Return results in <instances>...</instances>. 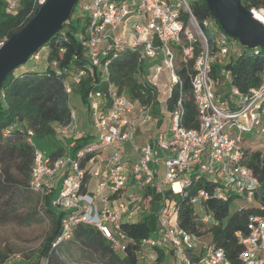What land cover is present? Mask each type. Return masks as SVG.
Here are the masks:
<instances>
[{
    "label": "built area",
    "instance_id": "2783aa9c",
    "mask_svg": "<svg viewBox=\"0 0 264 264\" xmlns=\"http://www.w3.org/2000/svg\"><path fill=\"white\" fill-rule=\"evenodd\" d=\"M19 1L8 0L10 9H15ZM39 1L42 4L45 0ZM80 1V9L89 18L86 34L80 37L85 47V64L73 75L64 76L68 95L74 92V86L83 77L96 79L100 73L102 81H108L111 61L127 51L138 52L139 62L148 59L163 62L174 72L176 83L179 77L175 74L173 44H177L182 48L185 62L195 59L191 82L201 126L188 129L182 125L183 108L179 101L171 114L169 127L158 132L155 142L134 146L139 159L131 162L124 158L122 145L132 142L137 131L154 119L153 102H142L138 97L120 92L109 82V103L106 104L100 91L92 92L89 97L96 138L73 156L76 138L86 135L87 131L79 126L76 110L72 107L70 122L57 126V135L64 141L63 155L53 158L34 145L29 182L42 197L54 193L61 182L59 195L53 197L52 204L65 210L66 215L62 219L63 233L55 245L70 238L76 225L85 223L99 228L116 251L124 252L127 235L121 224L133 221L144 210L147 202L144 194L148 186L163 196L166 190L172 195L183 196L192 183L191 174H196V178L208 174L218 179L221 185L216 193L220 198L239 194L252 201L259 182L252 168L243 163L241 134L251 133L264 143V81L260 87L251 88L249 93L233 87L230 95L225 97L218 91V81L213 77V64L218 59L226 60L242 54L244 46L239 40L223 29H213L212 48L204 27L215 24L205 20L204 27L201 26L191 10L190 0ZM249 10L264 23V5ZM182 12L190 14L187 24L181 18ZM131 17L137 20L128 31L125 24ZM191 26H195L198 36L194 35ZM197 40L201 41L202 50L195 56ZM4 42H0V47ZM46 56L47 49L42 46L29 60L37 63ZM161 65H157L158 70ZM51 66L56 74L63 73L58 61H53ZM222 74L226 84L231 71L223 69ZM236 131L239 132L237 136L233 134ZM159 151L163 156L158 154ZM84 159L86 162L82 166ZM160 163L164 164L161 177ZM91 180H95V193L89 191ZM202 196L207 198L201 191L191 199L192 203L199 204ZM112 199L117 200L115 207L110 204ZM178 209L172 196L163 197L157 212L158 228L153 236L144 240V245L172 248L176 264H233L224 250L216 247L210 239L182 228ZM209 219L210 215H204V220ZM248 229L246 235L240 231L237 233L245 245L240 256L241 264H264V215H252ZM142 258L143 253L138 264H142ZM3 264H9V261Z\"/></svg>",
    "mask_w": 264,
    "mask_h": 264
},
{
    "label": "trees",
    "instance_id": "16d2710c",
    "mask_svg": "<svg viewBox=\"0 0 264 264\" xmlns=\"http://www.w3.org/2000/svg\"><path fill=\"white\" fill-rule=\"evenodd\" d=\"M241 1L248 9L264 5V0ZM40 5L39 0H20L15 9H10L8 0H0V42L6 41L21 30L35 15ZM190 5L201 26L204 27V21L209 20L221 28L206 0H190ZM77 6L69 23L43 45L47 49L46 59H43L45 66L38 70L22 65L7 75L0 88V219L8 218L9 214L17 209L15 198L17 195H13L14 191H19L21 194L36 192L29 183L35 145L31 141L32 137L56 139L57 126L70 122L73 108L63 80L64 76L73 75L78 67L85 64V47L80 37L86 34L89 24L88 15ZM189 17L188 12H182L181 18L186 24L189 22ZM204 31L209 44L214 48L211 30L204 27ZM173 50L177 53L174 52L175 57L178 58L175 74L179 80L172 85L165 103L169 112V123L171 114L181 101L182 125L188 129H198L201 126V118L191 82L195 59L185 62L182 59L180 45L173 44ZM201 50L202 43L197 40L195 56ZM53 61L59 62L63 70L61 75L56 74L52 68ZM145 63V61L139 62L138 52L127 51L111 61L108 81H102L100 73H97L96 79L83 77L81 82L74 86V92L80 95L83 104L88 107L90 117V94L100 91L106 104L109 103V82H112L120 92L138 97L142 102H153V116L157 119V124L162 125L166 114L158 99L157 87L143 74ZM21 68L20 72H16ZM223 69L231 71L230 80L226 84H224ZM213 77L217 79L218 86H226L221 93L225 97L230 95L233 87L242 93H249L251 88L260 87L264 81V48L254 50L244 47L242 54L238 56L226 60L218 59L213 64ZM29 131H32V134ZM95 138L96 134L91 131L76 138L72 155L76 156L80 148ZM60 140V138L55 140V149L49 154L53 158L63 155L65 151V146L59 143ZM67 141L70 142V139L67 138ZM242 147L243 163L252 168L259 182L252 201L239 194H230L225 199L220 198L216 190L221 182L208 174H202L198 178L195 177L196 174H191L192 183L185 189L186 195H172L170 190L164 192L165 197L172 196L176 200L180 226L188 232L210 239L216 247L224 250L226 257L233 264H241L240 256L245 248L237 233L240 231L244 235L248 234L249 218L252 215H264V143L260 140V144L255 148ZM85 162L86 159L81 165L84 166ZM12 169L23 178L15 176ZM88 179L89 173L86 181ZM60 187L61 182L58 184V189ZM201 191L206 193L207 198L202 196L199 204L192 203L191 199L198 196ZM36 193L42 197L40 193ZM54 193L44 197L46 204L44 211L51 218L50 230L36 257L29 264H70L66 259V255L71 254L69 244H76L83 252L95 257L97 264H138L140 256L146 249L144 240L154 235V230L148 223L152 213L144 215L138 221L122 222V230L127 235L124 252L116 251L99 228L85 223L76 225L70 238L55 245L58 237L63 233L62 219L66 211L52 204ZM164 196L148 186L145 197L150 198L145 204L146 209L150 208L153 199L160 203ZM238 200H243V203L233 208L234 202ZM206 214L210 215L208 221L204 220ZM150 249L156 253L155 264H176L172 248L156 245ZM7 260V254H0V264Z\"/></svg>",
    "mask_w": 264,
    "mask_h": 264
},
{
    "label": "rangeland",
    "instance_id": "374dc122",
    "mask_svg": "<svg viewBox=\"0 0 264 264\" xmlns=\"http://www.w3.org/2000/svg\"><path fill=\"white\" fill-rule=\"evenodd\" d=\"M191 29L194 32V35L198 36L195 26H191ZM213 29H215V31H218V29L221 28L216 25L213 27H209V30L212 31ZM119 31L120 27L117 32L120 33ZM174 52L176 53V51ZM177 59L178 58L175 57V66H177L178 63ZM156 61L157 60L155 59H148V61H146L145 63L143 74L152 79L157 84L158 99L163 105L164 114H166L165 124L163 125L164 130L168 128L169 124V112L166 110L165 103L170 94L171 87L175 83V80L173 78L174 72L172 71V69L163 62H160L162 65L158 70L155 64ZM23 65L28 68L40 70L45 66V60L40 61L37 65L32 63L31 60H28ZM21 70L22 68L18 69V71L16 72H20ZM225 87L226 86H218V91L222 93ZM70 101L72 107L76 110L77 121L81 129L95 133V128L93 127V124L91 122L88 107L83 104L80 95L76 92H73L70 95ZM154 125L155 124L153 123L152 127H155ZM233 134L237 136L239 132L236 131ZM241 135L243 136L241 145L245 148H255L260 144V138H255V136L251 133ZM58 138L59 136L56 139ZM56 139L39 138L38 136H33L31 141L42 151L46 152L47 154H51L55 149L54 142ZM59 143L64 145V141L62 140H60ZM158 167L160 175L162 176L164 174V164L160 163L158 164ZM12 172L18 178H23V176L17 173L15 169H12ZM94 184L95 180H92V188L94 187ZM59 190L60 189H57L55 191L54 197H57L59 195ZM96 190L97 189L93 188L92 193H95ZM13 195H17L15 196L17 201V209L14 211V213L9 214L8 218L0 219V254H7L8 261H10L11 263L15 260L23 261L24 259H28L29 262H31L36 257L42 242L46 238L47 232L50 230L51 218L47 214H45L44 211V207L46 206L45 198L39 197L36 192L31 191L26 194H21L19 191H14ZM97 199H99V196H97ZM97 202L99 204V201ZM242 203L243 200L235 201L233 204V208ZM149 209L150 208H148V212ZM149 224L153 230H156L157 224L153 219L149 220ZM69 252H71V254H67L66 259L70 264L98 263L95 257H91L87 253L83 252L76 244H69ZM145 252H147V254L144 258L141 259V263L155 264L157 258L156 253L148 246H146Z\"/></svg>",
    "mask_w": 264,
    "mask_h": 264
},
{
    "label": "water",
    "instance_id": "95a60500",
    "mask_svg": "<svg viewBox=\"0 0 264 264\" xmlns=\"http://www.w3.org/2000/svg\"><path fill=\"white\" fill-rule=\"evenodd\" d=\"M80 0H45L35 15L0 47V88L7 75L25 64L66 26ZM221 28L247 49L264 48V23L241 0H206Z\"/></svg>",
    "mask_w": 264,
    "mask_h": 264
},
{
    "label": "crops",
    "instance_id": "0c3cea01",
    "mask_svg": "<svg viewBox=\"0 0 264 264\" xmlns=\"http://www.w3.org/2000/svg\"><path fill=\"white\" fill-rule=\"evenodd\" d=\"M136 20H137V18L131 17L128 20V22L125 24V29L129 31L131 29V27H132V24H134V22H136ZM121 29H122V26L120 27V31H121ZM155 64L157 66V65L160 64V62L157 60ZM148 80H150L157 87V84L152 79L148 78ZM157 91H158V89H157ZM153 123L155 124L154 125L155 127H152V124ZM164 124H165V120L162 123V125H158L157 124V119L154 117V119L147 126L140 128L137 131V133L135 134L134 139H133L132 142H126V143H124L122 145V148L121 149H122L124 158H126L127 160H129L131 162H136L139 159V154L134 149V146L141 147V146H143V145H145L147 143H153V142H155L156 141L157 134H158V132L160 130H163V125ZM168 127H169V124H168ZM158 154L161 155V156H163V153L161 151H159ZM159 177H161L160 171H159ZM91 182H92V180H91ZM95 185L96 184H94V187H93L94 189H95ZM93 188L90 185L89 191H92ZM149 198L150 197H148L147 202H149ZM110 204L113 207H115L117 205V200H115V199L110 200ZM160 204H161V201L159 203L158 201H156V200L153 199L151 201V203H150L149 212H148V209H146V207H145V209L133 221H138L144 215H146L148 213H152L151 214V217L148 219V223H149V220L150 219H153L155 221V223L157 224V226H156V230H157V228H158V217H157V212H158L157 210L158 209L157 208L159 207ZM149 226H150V224H149ZM156 230L154 229V232ZM145 251H146V249H145ZM145 251L143 253L144 254V257L147 254V252H145ZM9 264H29V260L28 259H24L23 261L22 260H19V261L18 260H15L12 263L9 261Z\"/></svg>",
    "mask_w": 264,
    "mask_h": 264
}]
</instances>
